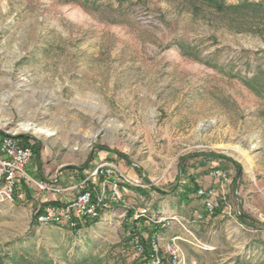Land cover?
<instances>
[{
    "label": "rangeland",
    "instance_id": "rangeland-1",
    "mask_svg": "<svg viewBox=\"0 0 264 264\" xmlns=\"http://www.w3.org/2000/svg\"><path fill=\"white\" fill-rule=\"evenodd\" d=\"M256 14L195 0H0V134L37 148L29 178L0 202V264H150L128 240L126 215L141 219L136 231L146 237L149 217L161 225L152 209L178 198L207 224L206 243L188 260L264 264V24ZM21 122L47 132L22 131ZM102 160L127 182L97 222L76 231L34 221L43 203L72 198L84 170ZM69 172L76 180H55ZM199 188L215 190L212 214Z\"/></svg>",
    "mask_w": 264,
    "mask_h": 264
},
{
    "label": "built area",
    "instance_id": "built-area-1",
    "mask_svg": "<svg viewBox=\"0 0 264 264\" xmlns=\"http://www.w3.org/2000/svg\"><path fill=\"white\" fill-rule=\"evenodd\" d=\"M33 157L31 147L23 144V140L16 133L0 134V202L13 200L17 190L24 179L29 178L26 166L30 164ZM214 175H219V171H214ZM124 182H127L126 175L119 169L113 161L102 160L93 169L84 170V177L78 181L74 187L76 194L64 202V204L48 205L36 214V223L55 224L60 227L73 228L77 224L99 216L100 210L106 206L105 199L117 200L119 193L123 189ZM50 190L61 191L62 188L49 187ZM197 196L202 199L204 210L208 214L217 207L215 190L199 188ZM145 209L140 210L139 215H144ZM136 214L135 216H139ZM175 221L183 226L182 220L175 214L168 218H157L153 222L168 226ZM157 231L152 235V249L148 260L150 264H163L166 256V264H192L188 262L178 244L179 237H172L166 245L164 256L160 254L157 243ZM136 251L142 253V245L137 234H133L130 240ZM193 245H200L197 239L188 241Z\"/></svg>",
    "mask_w": 264,
    "mask_h": 264
},
{
    "label": "crops",
    "instance_id": "crops-1",
    "mask_svg": "<svg viewBox=\"0 0 264 264\" xmlns=\"http://www.w3.org/2000/svg\"><path fill=\"white\" fill-rule=\"evenodd\" d=\"M31 165V164H30ZM31 167V166H30ZM33 168L31 167V170ZM39 169V168H38ZM74 172H78V171H74ZM83 173V171H81ZM81 172H79L78 174H81ZM68 177H64V176H59L58 179L56 177L55 180H57L60 183L63 182H72L74 180H76V176L75 173H68ZM45 181H48V179H45ZM123 185V184H122ZM124 186V185H123ZM123 189H126L125 187H123ZM61 198V197H53L51 200L49 201H57V205H62L64 203H59L58 200H69L70 198ZM176 201H169V200H165L163 203H158V208L156 210L152 209L153 214L151 215L152 217H158V218H168L169 216H171L172 214L177 215L183 223V226H180L178 223H176L175 221H172L170 223V225L162 228L163 226L160 225L158 227V225H154L152 222V218L149 217L148 219L150 221H147L149 228L148 229H152L153 227L156 229L155 231H157V243L159 246V251L160 254H162L164 256V252H165V248L166 245L169 243L170 239L172 237H179L181 238L180 240H178V244L180 245L185 258L188 262H192L194 264H196V262L194 260H188L190 259L188 256L187 251L191 250H198L195 248V246L197 245H191V243H189L188 241L193 240V239H197L201 245H204L202 241V237H199V234L202 236L204 233L202 232L203 228L207 227V224H204V221L206 223V219H202L200 218L201 214L199 212L198 209H194L192 207H190V204H186V201L184 200V198H178L175 199ZM47 201V202H49ZM185 201V202H184ZM66 202V201H64ZM146 209L149 210V207L147 206ZM197 226V228L195 229V227ZM162 228V229H161ZM197 229L199 231H197ZM211 230V229H210ZM186 231H188L189 233H191L193 235V239H190L187 234ZM196 232V235H195ZM198 233V236H197ZM212 238V237H211ZM212 241V240H211ZM206 245V244H205ZM209 250H215L217 248V245H215V243L213 244H209ZM253 260V259H252Z\"/></svg>",
    "mask_w": 264,
    "mask_h": 264
},
{
    "label": "trees",
    "instance_id": "trees-1",
    "mask_svg": "<svg viewBox=\"0 0 264 264\" xmlns=\"http://www.w3.org/2000/svg\"><path fill=\"white\" fill-rule=\"evenodd\" d=\"M195 1L201 4H204L207 7H211L218 12H224L226 10H230L234 12H238L242 10L257 12V14L253 16L254 18H257L256 24L257 25L258 23L264 24V5L262 2H252L249 0H242L237 3L227 4L224 0H195ZM180 48L183 49L182 46H180ZM194 56L196 57L197 55H194ZM18 137L24 140L23 142L27 143L25 136L18 135ZM32 151H33V154H35L37 152V148L33 149ZM210 155L217 156L215 154H210ZM186 190L188 191L185 192V195L191 191L190 189H186ZM48 205H57V201H49V202L43 203V206H48ZM43 206L37 212L41 211ZM37 212L34 215L35 222H36L35 218H36ZM126 218H125L126 221L123 223V229L125 232L129 233L128 240H131L133 234H137L139 236V240L142 245V253H140V256L144 258V262H147L149 253L152 249V235L154 231L153 229H150L147 233V236L143 237L142 235L138 233V231H136L137 229L135 226V224H138L141 219L140 218L133 219V212L131 210L128 211ZM129 219H131V221H128ZM97 220H98L97 217L94 219H89V220L84 221L83 223L77 224L76 227H73L70 229L77 231L83 226L87 227V226L92 225L93 223L97 222Z\"/></svg>",
    "mask_w": 264,
    "mask_h": 264
},
{
    "label": "bare ground",
    "instance_id": "bare-ground-1",
    "mask_svg": "<svg viewBox=\"0 0 264 264\" xmlns=\"http://www.w3.org/2000/svg\"><path fill=\"white\" fill-rule=\"evenodd\" d=\"M19 128L22 131H28V130H30L35 135H38L39 133H46L47 132V130L42 129L40 127L31 126V124L29 122H21V123H19ZM48 133L51 134V132H48Z\"/></svg>",
    "mask_w": 264,
    "mask_h": 264
}]
</instances>
